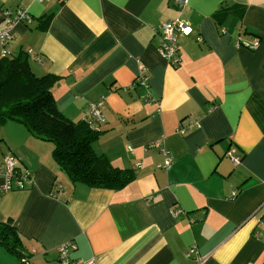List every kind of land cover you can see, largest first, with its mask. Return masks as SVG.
Returning <instances> with one entry per match:
<instances>
[{
    "label": "crops",
    "instance_id": "1",
    "mask_svg": "<svg viewBox=\"0 0 264 264\" xmlns=\"http://www.w3.org/2000/svg\"><path fill=\"white\" fill-rule=\"evenodd\" d=\"M20 10L6 49L59 76L53 93L69 119L101 111L93 148L133 177L120 188L74 181L52 143L7 121L0 222L29 261L0 243V264H62L67 242L72 258L96 264H261L264 0H0V29ZM163 21L190 28L177 65L160 51ZM10 153L31 172L24 188H4Z\"/></svg>",
    "mask_w": 264,
    "mask_h": 264
},
{
    "label": "trees",
    "instance_id": "2",
    "mask_svg": "<svg viewBox=\"0 0 264 264\" xmlns=\"http://www.w3.org/2000/svg\"><path fill=\"white\" fill-rule=\"evenodd\" d=\"M58 80L59 76L52 73L37 75L31 68L28 52L1 58L0 126L7 121L21 122L38 139L52 143L57 164L74 181H84L90 186L122 187L133 175L95 152L92 143L102 133L99 128L85 118L73 121L60 110L53 93ZM16 159L21 167L19 157ZM0 243L19 254L23 262L29 261V253L23 250L13 224L0 222Z\"/></svg>",
    "mask_w": 264,
    "mask_h": 264
},
{
    "label": "built area",
    "instance_id": "3",
    "mask_svg": "<svg viewBox=\"0 0 264 264\" xmlns=\"http://www.w3.org/2000/svg\"><path fill=\"white\" fill-rule=\"evenodd\" d=\"M60 2H65L67 0H58ZM186 1V0H184ZM27 15L23 11H18L16 14H12L10 12H6L5 19L7 21V25L0 29V44L3 46L0 49V60L6 55H9L10 52L6 49L7 41L12 37L11 29L16 21H22L26 19ZM190 28L183 21H163L160 26L161 33V45L160 51L167 58L170 64L177 65L181 59V51L178 46V38L182 33H188ZM138 80L143 84H147L149 80V76H146L144 73H141L138 77ZM93 123L96 119L100 121H104L105 118L99 109H91L86 110L85 120ZM233 164H238L241 162L242 155L235 154L230 151L228 153ZM171 163V158L165 159L164 167H168ZM3 169L6 176V182L4 188L6 190H12L14 188H24L25 184L31 180V172L28 168L18 167L17 159L13 154H8L5 157L3 163ZM73 244L71 242H67L59 246V261L62 264H96L93 260H82V259H74L70 256L69 250ZM191 251H194L192 249ZM26 262V261H24ZM27 263V262H26ZM203 261L200 260V264Z\"/></svg>",
    "mask_w": 264,
    "mask_h": 264
},
{
    "label": "rangeland",
    "instance_id": "4",
    "mask_svg": "<svg viewBox=\"0 0 264 264\" xmlns=\"http://www.w3.org/2000/svg\"><path fill=\"white\" fill-rule=\"evenodd\" d=\"M11 152H13V151L11 150ZM13 153H14V152H13ZM263 262H264V261H263ZM263 262H262V263H263ZM262 263H261V264H262Z\"/></svg>",
    "mask_w": 264,
    "mask_h": 264
}]
</instances>
